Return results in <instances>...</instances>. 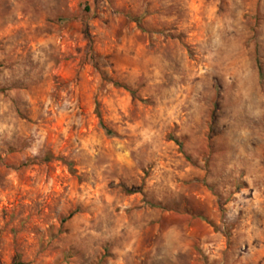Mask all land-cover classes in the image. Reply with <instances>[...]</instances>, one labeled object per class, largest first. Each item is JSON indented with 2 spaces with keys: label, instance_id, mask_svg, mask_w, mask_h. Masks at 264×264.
Masks as SVG:
<instances>
[{
  "label": "rangeland",
  "instance_id": "obj_1",
  "mask_svg": "<svg viewBox=\"0 0 264 264\" xmlns=\"http://www.w3.org/2000/svg\"><path fill=\"white\" fill-rule=\"evenodd\" d=\"M17 258L264 264V0H0Z\"/></svg>",
  "mask_w": 264,
  "mask_h": 264
},
{
  "label": "trees",
  "instance_id": "obj_2",
  "mask_svg": "<svg viewBox=\"0 0 264 264\" xmlns=\"http://www.w3.org/2000/svg\"><path fill=\"white\" fill-rule=\"evenodd\" d=\"M113 84H114V86H116V87H123V88L126 89V90H127V91H128L133 97H135V92H134V90L128 88L127 86H123V85L119 84L118 82H114ZM95 113H96V116H97L98 119H99L98 124H99L100 128L103 129L104 132H105L107 135L112 136V135H113V132H111L109 129H107V128L103 125V123H102V121H101V119H100V114H99L98 108L95 109ZM72 215H73V213H70L66 219L70 218ZM11 264H22V262H20V260L17 258V260H15L14 262H12Z\"/></svg>",
  "mask_w": 264,
  "mask_h": 264
}]
</instances>
